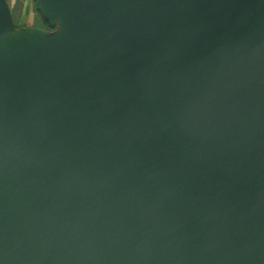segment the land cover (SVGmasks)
Masks as SVG:
<instances>
[{
	"label": "water",
	"instance_id": "1",
	"mask_svg": "<svg viewBox=\"0 0 264 264\" xmlns=\"http://www.w3.org/2000/svg\"><path fill=\"white\" fill-rule=\"evenodd\" d=\"M0 45V264H264V0H43Z\"/></svg>",
	"mask_w": 264,
	"mask_h": 264
},
{
	"label": "crops",
	"instance_id": "2",
	"mask_svg": "<svg viewBox=\"0 0 264 264\" xmlns=\"http://www.w3.org/2000/svg\"><path fill=\"white\" fill-rule=\"evenodd\" d=\"M63 22L51 16L43 0H0V45L10 55L24 40L59 46Z\"/></svg>",
	"mask_w": 264,
	"mask_h": 264
}]
</instances>
